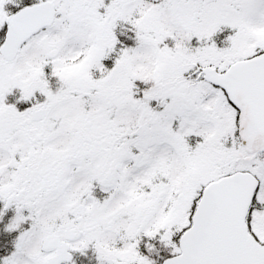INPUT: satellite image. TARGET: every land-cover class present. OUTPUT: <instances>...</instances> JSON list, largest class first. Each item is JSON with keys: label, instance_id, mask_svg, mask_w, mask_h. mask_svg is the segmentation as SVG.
<instances>
[{"label": "snow or ice", "instance_id": "6c2138e0", "mask_svg": "<svg viewBox=\"0 0 264 264\" xmlns=\"http://www.w3.org/2000/svg\"><path fill=\"white\" fill-rule=\"evenodd\" d=\"M0 264H264V0H0Z\"/></svg>", "mask_w": 264, "mask_h": 264}]
</instances>
